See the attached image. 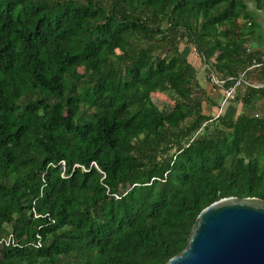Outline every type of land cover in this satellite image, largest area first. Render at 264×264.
Here are the masks:
<instances>
[{
  "label": "trees",
  "instance_id": "16d2710c",
  "mask_svg": "<svg viewBox=\"0 0 264 264\" xmlns=\"http://www.w3.org/2000/svg\"><path fill=\"white\" fill-rule=\"evenodd\" d=\"M263 21L264 0H0V264H166L203 208L264 198ZM243 72L239 114L211 113Z\"/></svg>",
  "mask_w": 264,
  "mask_h": 264
},
{
  "label": "water",
  "instance_id": "95a60500",
  "mask_svg": "<svg viewBox=\"0 0 264 264\" xmlns=\"http://www.w3.org/2000/svg\"><path fill=\"white\" fill-rule=\"evenodd\" d=\"M166 264H264V198L230 196L203 208Z\"/></svg>",
  "mask_w": 264,
  "mask_h": 264
},
{
  "label": "rangeland",
  "instance_id": "374dc122",
  "mask_svg": "<svg viewBox=\"0 0 264 264\" xmlns=\"http://www.w3.org/2000/svg\"><path fill=\"white\" fill-rule=\"evenodd\" d=\"M263 24H264V21H263ZM181 49L187 55V58H189L192 61V63L195 65V67L199 68L200 71L198 73V79H199L200 83L202 85H204L205 87L207 86L206 87L207 90H210L211 84L209 83L207 85V83H206V79H205L206 74H205V71L203 69V66L200 65L199 58H197V56L194 55V53L192 52L190 47L184 46L181 44ZM215 82H216V79H215ZM211 93H212L211 96L213 98H215V102H217L216 108L218 109V107L220 106L219 110L223 111V115L226 118H233L237 114H239V112L241 111V105L240 104H238V103L236 104L230 100L222 103V93H223L222 90L212 91ZM174 96L175 95H173L172 93H168V92H165V93L164 92H155V93H153V100L159 107L163 108L165 106L164 104L170 105L173 103ZM259 104L261 105L263 103H259ZM254 108H255L254 105H252L251 107L249 106V108H247V113L249 115H252V116L255 115V112L259 113V110L258 109L254 110ZM210 112L214 114V113L218 112V110H215L214 107H211Z\"/></svg>",
  "mask_w": 264,
  "mask_h": 264
},
{
  "label": "built area",
  "instance_id": "2783aa9c",
  "mask_svg": "<svg viewBox=\"0 0 264 264\" xmlns=\"http://www.w3.org/2000/svg\"><path fill=\"white\" fill-rule=\"evenodd\" d=\"M243 75H244V72L236 80V83L233 86H231L228 89L224 90L223 96H222V103L226 102L228 99H231V98H233L235 96L236 87H237V85L240 84ZM216 82H220V81H218L216 79ZM220 111L221 110L218 111L217 115H219ZM92 166L95 167L98 171H100L104 175V172L99 168V166L97 165V163L95 161L91 162L89 168H85V166L82 165V164H75V167H79V168H81L84 171H89ZM61 167H62V170H63L62 171V174H63V172H64V162H61ZM34 216L38 217L37 214H35ZM35 243L37 244V246H40V240H39L38 237L35 239ZM0 244H5V245L15 244V241H14V238H13V234L10 232L8 234V236H6L4 238H0Z\"/></svg>",
  "mask_w": 264,
  "mask_h": 264
},
{
  "label": "crops",
  "instance_id": "0c3cea01",
  "mask_svg": "<svg viewBox=\"0 0 264 264\" xmlns=\"http://www.w3.org/2000/svg\"><path fill=\"white\" fill-rule=\"evenodd\" d=\"M222 96H223V93H222ZM251 107V106H250ZM254 107H255V105H254ZM254 110H256V107L254 108ZM257 112H255V114H256Z\"/></svg>",
  "mask_w": 264,
  "mask_h": 264
}]
</instances>
